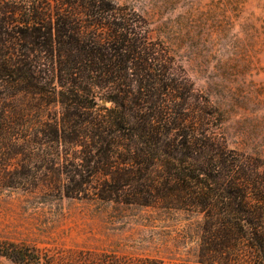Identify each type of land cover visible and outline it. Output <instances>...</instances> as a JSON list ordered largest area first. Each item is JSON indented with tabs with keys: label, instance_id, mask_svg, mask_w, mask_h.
<instances>
[{
	"label": "trees",
	"instance_id": "16d2710c",
	"mask_svg": "<svg viewBox=\"0 0 264 264\" xmlns=\"http://www.w3.org/2000/svg\"><path fill=\"white\" fill-rule=\"evenodd\" d=\"M38 7L0 0V187L198 214V264H264V159L209 135L218 111L148 20L105 1L83 0V19ZM0 256L163 264L12 242Z\"/></svg>",
	"mask_w": 264,
	"mask_h": 264
},
{
	"label": "rangeland",
	"instance_id": "374dc122",
	"mask_svg": "<svg viewBox=\"0 0 264 264\" xmlns=\"http://www.w3.org/2000/svg\"><path fill=\"white\" fill-rule=\"evenodd\" d=\"M29 1L47 14L83 19V0ZM88 1L146 18L153 39L164 43L195 91L218 111L209 135L264 159V0ZM201 220L181 210L0 187V242L51 254L89 250L198 264ZM0 264L15 263L0 256Z\"/></svg>",
	"mask_w": 264,
	"mask_h": 264
}]
</instances>
